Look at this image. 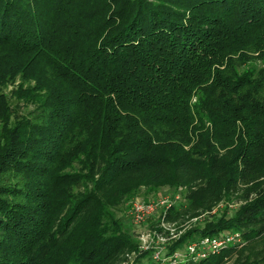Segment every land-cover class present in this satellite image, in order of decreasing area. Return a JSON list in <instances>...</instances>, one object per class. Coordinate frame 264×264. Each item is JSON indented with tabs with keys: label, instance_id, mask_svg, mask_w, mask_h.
Instances as JSON below:
<instances>
[{
	"label": "trees",
	"instance_id": "trees-1",
	"mask_svg": "<svg viewBox=\"0 0 264 264\" xmlns=\"http://www.w3.org/2000/svg\"><path fill=\"white\" fill-rule=\"evenodd\" d=\"M163 187L187 192L173 220L239 201L166 255L264 238V0H0V264H136L114 211Z\"/></svg>",
	"mask_w": 264,
	"mask_h": 264
},
{
	"label": "rangeland",
	"instance_id": "rangeland-1",
	"mask_svg": "<svg viewBox=\"0 0 264 264\" xmlns=\"http://www.w3.org/2000/svg\"><path fill=\"white\" fill-rule=\"evenodd\" d=\"M254 65L257 69L261 67L259 61H255ZM18 83H20V80L9 84L3 89V93L8 97L10 107L17 116L34 114L36 110L35 105L16 101L11 97V91L17 87ZM28 86H31V84L25 83L24 87ZM136 201L143 203L154 202L158 204L155 212L139 224L134 223L129 215L132 203ZM238 202V199L232 196L229 200L223 199L216 202L208 211L198 212L196 216L173 220L169 217L170 212L185 208L189 204L187 192L183 187H163L154 193H146L144 190L138 191L134 198L121 204L114 211V215L121 221L124 228L137 243L138 251L148 250L149 252L148 257L141 259L136 264H150L152 262L150 259L152 256L151 253L153 251H159L162 254L172 240L178 238L186 231L193 228L201 229L206 222L216 220L222 214H225L227 217L231 216L237 209ZM263 248L264 238L256 240L253 243H244L243 246L237 247L231 256L227 257L224 264H243L242 257L245 255L256 259ZM134 258L135 255L130 254L127 260L128 264H134Z\"/></svg>",
	"mask_w": 264,
	"mask_h": 264
},
{
	"label": "built area",
	"instance_id": "built-area-1",
	"mask_svg": "<svg viewBox=\"0 0 264 264\" xmlns=\"http://www.w3.org/2000/svg\"><path fill=\"white\" fill-rule=\"evenodd\" d=\"M156 203L149 202H134L130 208V218L136 223L144 222L151 216L156 208ZM169 237V234H168ZM244 245L242 237L238 232H225L219 236L203 237L186 244L182 251H175L166 255V249L162 254L157 251L152 252L151 260L154 264H184L187 259H201L208 254L218 253L220 250L227 247H241Z\"/></svg>",
	"mask_w": 264,
	"mask_h": 264
}]
</instances>
